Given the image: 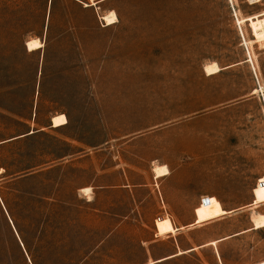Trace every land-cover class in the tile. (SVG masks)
<instances>
[{"label":"rangeland","instance_id":"374dc122","mask_svg":"<svg viewBox=\"0 0 264 264\" xmlns=\"http://www.w3.org/2000/svg\"><path fill=\"white\" fill-rule=\"evenodd\" d=\"M258 216L264 0H0V264H264Z\"/></svg>","mask_w":264,"mask_h":264},{"label":"bare ground","instance_id":"6f19581e","mask_svg":"<svg viewBox=\"0 0 264 264\" xmlns=\"http://www.w3.org/2000/svg\"><path fill=\"white\" fill-rule=\"evenodd\" d=\"M102 19L108 26H111V25H114L117 23V17L114 13L105 15L104 17H102ZM34 42H37V43H34ZM30 45H31V47H30ZM43 47H44L43 43L37 39L31 40L27 43V48L29 51L39 50V49H42ZM220 70L221 69L219 68V66L216 63H213L211 65H207L205 67V71L208 75L216 74V73L220 72ZM67 124H68V119L64 114L55 116L53 118V127L57 128V127H61V126L67 125ZM155 172H156V177H162V176L169 174V171L165 166L164 167H157L155 169ZM85 191L87 192L88 189L86 188ZM206 203H208V202L206 201ZM263 227H264V216H258L254 220V229H261ZM216 243H217V241H215L211 244L216 245ZM189 251H191V250H189Z\"/></svg>","mask_w":264,"mask_h":264},{"label":"trees","instance_id":"16d2710c","mask_svg":"<svg viewBox=\"0 0 264 264\" xmlns=\"http://www.w3.org/2000/svg\"><path fill=\"white\" fill-rule=\"evenodd\" d=\"M37 197H39V196H37ZM38 202H39V204H42V201H41L40 198H38ZM4 206H5V205H4ZM5 211H6V213L8 214V217H9L10 223H11V225H12V228H13L14 232L16 233V237L18 238V240L20 241V243H22L23 246H25V245H26V244H25V238H24V236H23L22 230H20V227H18L17 224H16V223L14 222V220L12 219V215H10V212H9V210H8V208H7V205L5 206ZM35 225H36V227H38V228H39V226H40V224H39L38 222L35 223Z\"/></svg>","mask_w":264,"mask_h":264},{"label":"crops","instance_id":"0c3cea01","mask_svg":"<svg viewBox=\"0 0 264 264\" xmlns=\"http://www.w3.org/2000/svg\"><path fill=\"white\" fill-rule=\"evenodd\" d=\"M34 134V133H33ZM29 135V134H28ZM30 135H32V134H30ZM22 246H23V244H22ZM158 261V260H157Z\"/></svg>","mask_w":264,"mask_h":264},{"label":"snow or ice","instance_id":"6c2138e0","mask_svg":"<svg viewBox=\"0 0 264 264\" xmlns=\"http://www.w3.org/2000/svg\"><path fill=\"white\" fill-rule=\"evenodd\" d=\"M34 43H37V42H34ZM30 47H31V45H30ZM90 191V190H89Z\"/></svg>","mask_w":264,"mask_h":264}]
</instances>
